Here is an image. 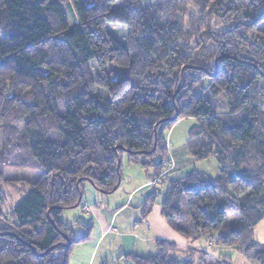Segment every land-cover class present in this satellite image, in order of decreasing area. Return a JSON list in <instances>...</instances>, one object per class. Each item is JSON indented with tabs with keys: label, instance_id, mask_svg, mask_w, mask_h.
Returning <instances> with one entry per match:
<instances>
[{
	"label": "trees",
	"instance_id": "trees-1",
	"mask_svg": "<svg viewBox=\"0 0 264 264\" xmlns=\"http://www.w3.org/2000/svg\"><path fill=\"white\" fill-rule=\"evenodd\" d=\"M109 24L127 27V50ZM0 34V185L27 186L10 211L0 195V264H68L92 224L60 215L81 205L85 184L115 191L123 154L153 170L143 216L158 204L187 241L264 264L254 238L264 219V0H0ZM206 93L222 96L227 114ZM184 118L195 120L184 147L219 174L193 169L158 191L163 181L150 180L165 166V133ZM13 166L40 174L4 178ZM155 247L133 264H197L172 258L174 242Z\"/></svg>",
	"mask_w": 264,
	"mask_h": 264
},
{
	"label": "crops",
	"instance_id": "crops-1",
	"mask_svg": "<svg viewBox=\"0 0 264 264\" xmlns=\"http://www.w3.org/2000/svg\"><path fill=\"white\" fill-rule=\"evenodd\" d=\"M128 183L125 185L128 186ZM152 188L149 179L137 181L121 190L119 186L112 194L100 192L92 185L85 184L79 210L73 209L72 214L67 213L71 223L64 222L65 220L60 217L70 226L76 221L92 224L89 238L72 247L68 264H133L132 256L149 257L156 254L157 239L176 243L177 251L174 254L177 255V260L187 258L196 260L198 253L204 254V259H210V262L211 257H216L214 254L226 259H229L226 252L240 255L231 249L212 247L210 242L205 243L202 240L191 244L164 220L158 204L153 205L143 216L140 205L153 192ZM262 226L260 223L254 229V238L258 242H264ZM82 230L80 226L73 228L75 235H79ZM188 246L193 250L186 251ZM201 263L209 264L204 261L199 262Z\"/></svg>",
	"mask_w": 264,
	"mask_h": 264
},
{
	"label": "rangeland",
	"instance_id": "rangeland-1",
	"mask_svg": "<svg viewBox=\"0 0 264 264\" xmlns=\"http://www.w3.org/2000/svg\"><path fill=\"white\" fill-rule=\"evenodd\" d=\"M91 0H82L84 4L90 3ZM120 3L116 2L112 7L119 6ZM63 13L67 19V22L69 25L74 24L76 21L73 18L72 8L69 3L65 2L61 4ZM107 31L113 36V38L126 50L128 49V29L126 26L123 25H115V24H109L106 25ZM2 39V35L0 34V41ZM90 70L92 72V75L94 79L98 78V71L96 69V65L94 62L89 63ZM207 82H204L203 84L206 85ZM197 91V90H196ZM198 92V91H197ZM92 93L94 95L100 96L101 98H108L107 93L98 88L93 87ZM205 97L208 98L212 105L214 106V113L216 115H224L227 114V110L225 109V101L222 96H219L217 98H212L208 93L205 94ZM264 105V103H263ZM195 124V120L193 118H184L178 120L170 129L169 132L165 133V139L167 140V156L164 160V167L162 172L155 176L154 180L150 181H156L159 180L161 183L163 181V187L160 186L158 188V191H163L165 187L168 185V181L178 179L185 173L191 172L193 169L204 171L210 176H217L219 174V167L216 161L213 158H208L206 160L198 161L194 159L190 153L187 151L186 147H184V143L187 139L188 131L189 129ZM157 162H160L159 157H154L151 160V164H155ZM121 177L122 181L120 184V190L132 186L137 181H148V173H151L153 170L150 168L148 171H144L139 165L137 164H130L127 161V155L123 154L122 161H121ZM40 174V171L36 170H26L23 168H18L17 166H13L11 168H5L4 170V178L8 179H23L28 181L35 180ZM130 181V183H128ZM128 183V186L125 185ZM152 188V187H151ZM27 189V186L25 184H22V182L19 183H12V184H1L0 185V195L3 197L4 201L6 200V203L3 207V211H10L12 209L13 204L20 198V196L23 193V190ZM118 190V191H120ZM114 192V191H113ZM113 192H110L112 194ZM118 193V192H116ZM116 195V194H114ZM158 199H161V196L158 197ZM1 202V200H0ZM79 207V206H78ZM72 208L66 209L62 212L60 215L62 220H65L66 223H71V218L67 216V213H71L74 211L73 209L79 208ZM2 209H0V214L3 212ZM69 211V212H68ZM186 219L185 214L183 215V219ZM184 222V221H183ZM263 224L262 227H264V220L260 222ZM259 223V224H260ZM258 224V225H259ZM208 243V242H206ZM176 244V243H175ZM192 244V242H191ZM214 247V246H212ZM192 251L189 246L186 248V251ZM216 257H211L210 259L206 260L205 257L201 254H197V258L195 262L199 264V262L207 263L209 264H253L254 261L245 258H242L240 255H237L235 252L233 254L230 252H226V255L229 259L220 257L218 254H214ZM218 255V256H217ZM172 258H177V255L171 254ZM181 260V259H178ZM201 260V261H200ZM202 264V263H201Z\"/></svg>",
	"mask_w": 264,
	"mask_h": 264
},
{
	"label": "water",
	"instance_id": "water-1",
	"mask_svg": "<svg viewBox=\"0 0 264 264\" xmlns=\"http://www.w3.org/2000/svg\"><path fill=\"white\" fill-rule=\"evenodd\" d=\"M175 118H176V116L173 117V119H175ZM155 137H156V135H155ZM154 148H155V144H154ZM118 166H119V162H118ZM79 202H80V200H79ZM79 202L74 207H77L79 205Z\"/></svg>",
	"mask_w": 264,
	"mask_h": 264
},
{
	"label": "built area",
	"instance_id": "built-area-1",
	"mask_svg": "<svg viewBox=\"0 0 264 264\" xmlns=\"http://www.w3.org/2000/svg\"><path fill=\"white\" fill-rule=\"evenodd\" d=\"M152 183H153V181H152ZM84 209H85V207H84Z\"/></svg>",
	"mask_w": 264,
	"mask_h": 264
}]
</instances>
